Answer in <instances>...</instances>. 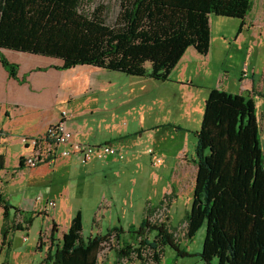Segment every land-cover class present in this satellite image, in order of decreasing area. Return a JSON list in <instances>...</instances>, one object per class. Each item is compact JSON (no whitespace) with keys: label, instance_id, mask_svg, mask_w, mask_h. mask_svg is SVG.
<instances>
[{"label":"trees","instance_id":"16d2710c","mask_svg":"<svg viewBox=\"0 0 264 264\" xmlns=\"http://www.w3.org/2000/svg\"><path fill=\"white\" fill-rule=\"evenodd\" d=\"M253 1L120 0L116 19L109 23L107 6H94L92 0H0V60L20 83L26 77L18 78L19 65L2 49L61 60L58 70L92 66L167 82L189 48L208 54L212 16L244 20ZM195 136L197 174L183 239L192 241L206 227L202 252L196 255L203 264H264V150L254 101L211 89ZM4 168L0 156V170ZM10 209L5 202L2 245L8 248L10 235L33 223V213H22L23 223L16 224ZM119 231L85 237L78 212L42 264H99L98 252ZM55 233L54 227V242ZM176 234L178 230L164 222L145 219L129 230L130 239H120L116 263L134 255L145 261L143 253L148 251L149 258L161 264L167 246L178 257L193 256Z\"/></svg>","mask_w":264,"mask_h":264},{"label":"crops","instance_id":"0c3cea01","mask_svg":"<svg viewBox=\"0 0 264 264\" xmlns=\"http://www.w3.org/2000/svg\"><path fill=\"white\" fill-rule=\"evenodd\" d=\"M210 26L211 46L208 54L201 55L194 48H189L177 67L172 71L168 82L165 83H174L175 81L180 82V85L193 86L194 77L197 81L202 67L205 68L206 74L211 76L210 68L212 69V63H214L215 60L218 62L220 61L221 63H226L227 61L232 60V56L235 51H245L246 59H249V57L252 58L254 55H260L261 66H258L257 64L255 67L251 68V66H247L245 64L241 71L240 79L238 80V86L234 84L232 85V83L229 82V77L221 74L217 80V86H211L207 89L206 97H208L209 91L214 88H219L232 94H242L250 97L256 106V117L260 129V140L264 150V0H254L252 10L244 20L212 16L210 18ZM214 27L217 29L216 35H214ZM1 52L8 58L9 61L16 64L17 56L24 57L26 56L24 54H29L7 49H2ZM38 56L39 55H33L32 57H42ZM196 59L201 60V63L198 62L197 64ZM53 60L55 62L49 66H29L24 72L22 71L21 66H19L18 78L23 80V78L26 77L25 83H20L19 81L11 78L0 60V156L5 160V168L0 170V264H42L44 259L47 257V252L49 250L50 253L54 252L55 245L62 239L63 234L67 232L71 220L76 215L75 210L69 209L67 215L64 216V219H61L59 215L60 200L54 196L45 198L44 195L41 194L34 202H28L29 204L23 202L22 204L20 203V206H16V204H13L10 198L6 195L9 187H13L19 178H24V171L32 172L31 170L24 168V166H21L22 159L27 152L26 147L21 143V138L25 136H42L46 132L49 125L56 123L60 119L62 111H64L63 106L66 104H72L73 101L76 100L73 98L74 87H77L80 91L83 88V83H87L92 80L97 81L96 84H92V87L89 86L88 91L83 93L82 97H80L82 100L85 98L84 105L82 107L84 110L80 113L82 116H87L89 112L88 107L97 103V100L95 99L90 100V96L104 89V86H100L99 82V74H101V72L98 69L100 68L86 66L88 68L80 69L81 71H79L78 75L77 73L73 74V71L79 66L70 70H58L55 67H61L63 62L58 59ZM224 65L225 64H222V67L219 68L220 71H222ZM37 68H48V70L34 71ZM192 69H197V74L194 73V76H191L190 74ZM38 75H43L44 80L45 78H50L51 81H43V83L40 84V82L35 81V78ZM40 90L42 92H40ZM80 98L77 99L80 100ZM65 111L67 110L65 109ZM69 114L70 120L68 121V128L74 134L75 139L79 142L90 144L87 142V139L91 133L84 132L87 125H79L75 121L77 115L71 113ZM104 124L105 126H102V137L105 139L104 142L98 143V145L111 144L123 154L124 152L122 149L118 148L114 144L125 143L126 140H128L127 138L133 135H129L128 131L123 128H115L111 125V123H108V121ZM143 126L144 123L142 117L139 128L140 132L135 133L132 139L135 138L136 141L137 139L142 138L145 142L152 139L155 135L158 137L157 139L161 141L159 134L160 127L158 128V126H156L153 128L154 135H152L144 133L142 130ZM13 140H16V142L18 141L23 148V152L19 155L17 167L14 171L9 172L7 153L10 148V143ZM143 141L139 140V143L135 145L139 146V144ZM149 150H152L154 155L162 159V163L160 165H152L153 157L149 154ZM183 151H186V149ZM146 153L150 156L151 163L149 169L145 171V182H150L152 180L153 183L162 184L163 186L160 190L161 197L157 201L158 204L147 203L145 206L138 208L137 216L140 217V222L136 219L135 223H142L143 220L154 215L162 205L167 204L169 207L168 222L170 223V228L176 229L178 225L182 224V229L185 227V218L181 219L178 222V225L175 226L173 224L172 209L174 206H177L180 201H184V205L192 204L197 174V166L194 162L196 157L193 158L192 161H189L188 157L184 155L186 152H180L181 154L179 153L175 157V161L166 164L164 153L153 148H148ZM107 160L118 161L119 159L110 158ZM58 162L60 163L57 165ZM76 164L79 165L81 163H79V161L75 158H58L53 164L47 165L54 166L53 170H50L48 175H51L52 173L56 174V172H59L60 170L70 171V169L74 168ZM97 166L98 164L93 162L86 165L81 164L80 167L93 173L97 171ZM30 176L35 178L39 175L36 173H30ZM39 177L45 178L46 175L44 174ZM52 182L53 180L49 179V184ZM14 187L16 188L17 193H19L17 190V188H19L18 183ZM114 199L115 198H112V200L106 204L104 208L106 213H109L112 207L115 206ZM49 200L56 201V209L48 211L47 213H42V206H45ZM5 202L11 206V209L9 210L11 219L15 220L16 224L21 222L23 223L24 215L22 213H33V223L31 226L25 228V230L15 231L10 235V248L6 245H2V226L4 223ZM40 212L42 213L41 215L38 214ZM149 213L152 214L149 215ZM37 218L42 219L43 225L36 233L35 243L31 244L29 236L31 234L34 221ZM101 220L102 219H100L97 214L92 223L90 236H103L109 233L112 229L120 231L118 232V235L115 232L111 236V241L116 239V245L106 248L103 247V249L98 252L97 257L99 264H122V262L123 264H126L124 260L116 263V261H118L116 252L119 249L118 244H120V239L127 240L129 238V230L133 228V223L128 228H124L122 226L120 228L109 227L105 233L103 226L100 225L102 222ZM54 227L56 229V233L54 235V239L56 240L55 242L51 240ZM182 236L184 238V233ZM45 238L48 239L47 242L44 241ZM183 238L181 237L180 241L181 247H185L184 250L189 252L187 250L188 241ZM105 252L107 255L102 256ZM111 254H114V256L111 257Z\"/></svg>","mask_w":264,"mask_h":264},{"label":"rangeland","instance_id":"374dc122","mask_svg":"<svg viewBox=\"0 0 264 264\" xmlns=\"http://www.w3.org/2000/svg\"><path fill=\"white\" fill-rule=\"evenodd\" d=\"M92 3L94 6L99 4L107 6L110 11L107 18L108 22L112 23L115 21L119 11L120 0H92ZM216 33L217 29L214 27V35ZM24 55L26 56H17V64L21 66L23 72L29 66L46 67L55 62L51 58H33V55ZM249 59H246L245 51H235L232 60L226 63L215 60L211 65L212 69L210 68L211 76L207 75L205 68L202 67L197 81L194 77L193 86L180 85V82L175 81L174 83L159 82L150 78L134 77L120 72L98 69L101 72L99 74L100 86H104V89L90 96V100L95 99L97 103L88 107L87 116L80 115L84 110L82 107L85 100V98L82 100L80 97L88 91L89 86L92 87V84H96V80L83 83V88L80 91L77 87H74L73 98L76 100L72 104L63 106V110L66 109L69 113L77 115L75 121L79 125H87L84 132L91 133L87 142L92 145L104 142L102 126H105L104 123L107 121L115 128L127 130L129 135L133 136L128 137L125 143L114 144L122 149L123 154H125L124 159L118 161H93L98 164L97 171L93 173L81 168V164H76L70 171L60 170L56 174L48 175L54 166L42 165L32 169V172L24 171V178H19L17 181L19 193L14 187L16 183L13 187L7 189V197L16 206H20L23 202H26V204L31 201L34 202L41 194L45 198L49 196L57 197L60 200L59 215L61 219H64L69 209L75 210L76 213L82 212L83 234L85 237L90 236L92 223L97 214L102 219L100 225L103 226L105 233L109 227L120 228L122 226L128 228L132 223L134 226L131 230H135L136 226L139 225V223H135V220L137 219L140 222V217L137 216L138 208L145 206L147 203L156 204L161 197L160 190L163 186L162 184L153 183L152 180L145 182V171L149 169L151 163L150 156L146 153L147 149L153 148L164 153L166 164L175 161V157L180 152H186L184 155L188 157L189 161H192L196 157L195 148L197 144L194 132L199 131L202 126L207 89L211 86H217V80L221 74L228 76L232 85L238 86V80L245 64L251 66V68L257 64L261 66L260 55H254L252 58L249 57ZM198 62L201 63V60L196 59L197 64ZM222 64L225 65L220 71L219 68L222 67ZM87 68L86 66H79L72 71L73 74L77 73L79 75L80 69ZM194 73L197 74V69L190 71L191 76H194ZM43 77V75H38L35 81L40 82V84L43 81H51L50 78H45L44 80ZM40 92L42 91L40 90ZM76 97L80 98V100ZM142 117L144 123L143 132L154 135L153 128L158 126V128L160 127L161 141L155 135L152 139L145 142L142 138L136 141L135 138L132 139L135 133L140 132ZM139 140L143 142L136 146ZM185 149L186 151H183ZM22 152V146L18 141L13 140L7 153L9 172L14 171L17 167L19 155ZM30 173H36L39 176L45 174L46 179L39 176L32 178ZM49 179L53 180L51 184H49ZM112 198H115V206L112 207L109 213H106L104 208ZM190 208L191 205H184V201H180L177 206L173 207L172 215L175 226L178 225L181 219L185 218ZM38 214L41 215L42 213ZM153 216L150 217L152 223L160 222L159 218H153ZM168 221V218L163 220L170 227ZM42 225V219L37 218L34 221L29 236L31 244L35 243L36 233ZM181 225L176 227L177 230L180 227L177 234L178 239L180 237L183 238L184 228L181 229ZM205 236L206 227H203L196 237L188 242L187 250L193 255L191 257H178L172 248L169 246L165 247V252L161 256V264H203L200 257L196 255L202 252ZM149 237L152 240L154 235L149 234ZM112 245H116V239L104 247ZM182 248L185 249V247ZM149 254L150 252L148 251L143 253L145 261L140 260L137 255L132 256L130 261L126 259L124 261L126 264H147L148 261V264H155L149 258ZM105 255H107L106 252L102 254V256ZM113 256L114 254H111V257ZM213 264H217V262Z\"/></svg>","mask_w":264,"mask_h":264},{"label":"built area","instance_id":"2783aa9c","mask_svg":"<svg viewBox=\"0 0 264 264\" xmlns=\"http://www.w3.org/2000/svg\"><path fill=\"white\" fill-rule=\"evenodd\" d=\"M69 120L70 114L64 110L61 113L60 119L56 123L49 125L42 136H25L21 138V143L27 149L22 159L24 168L32 170L42 165H50L58 158H75L83 165L110 158L124 159V155L120 150L111 144L91 145L77 141L74 134L68 128ZM148 152L153 157V166H158L162 163V159L154 155L152 150ZM56 207V201L49 200L45 206H42L41 212L47 213L48 211L55 210ZM168 213V205L164 204L154 214L153 218L157 217L160 222H163L164 219L168 218ZM44 241L47 242L48 239L45 238Z\"/></svg>","mask_w":264,"mask_h":264}]
</instances>
